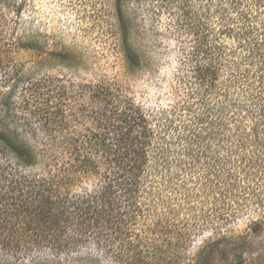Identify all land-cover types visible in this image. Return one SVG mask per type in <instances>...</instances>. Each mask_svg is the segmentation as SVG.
I'll return each mask as SVG.
<instances>
[{"label": "rangeland", "instance_id": "rangeland-1", "mask_svg": "<svg viewBox=\"0 0 264 264\" xmlns=\"http://www.w3.org/2000/svg\"><path fill=\"white\" fill-rule=\"evenodd\" d=\"M24 1L23 25L45 49L32 53L9 45L6 39L22 30L3 29L1 17L10 20L14 11L0 3V134L26 145L36 162L24 165L0 140V264H264V209L254 206L232 221L200 229L194 216L211 221L210 215L223 211L220 201L190 199L180 226L169 208L170 217L163 218L166 206L155 216L116 223L115 231L111 222H104L111 228L106 231L96 224V215L82 214L87 205L102 201L86 194L111 178L102 151H85L82 144L89 138L107 144L117 125L116 106L146 112L171 102L179 44L164 32L166 15L148 13L144 0L128 3L139 27L133 39L141 54L139 65L131 68L109 27L114 0ZM85 155L92 166L77 170ZM104 195L107 209L123 210L120 191L110 188ZM185 224L195 231L187 238Z\"/></svg>", "mask_w": 264, "mask_h": 264}, {"label": "trees", "instance_id": "trees-1", "mask_svg": "<svg viewBox=\"0 0 264 264\" xmlns=\"http://www.w3.org/2000/svg\"><path fill=\"white\" fill-rule=\"evenodd\" d=\"M114 2L113 24L109 27L125 65L134 68L141 56L133 39L139 27L133 24L134 17L129 15L132 10L126 5L141 4V0ZM144 2L148 13L166 15L164 32L174 35L179 44V67L170 89L172 100L164 108L152 107L146 112L139 107L123 111L116 106L113 120L117 125L107 144L104 140L93 143L83 136L90 141H85L81 149L96 147L102 151L111 178H106L105 187L86 194L87 198L102 201L87 205L82 214L96 215V224L106 231L111 228L104 227V222H111L115 231L116 223L155 216L152 213L160 206H166L162 214L166 221L172 211L179 222L181 210L190 199L220 201L223 205V211L210 215L213 218L209 222L194 216L200 224L196 229L232 221L248 206L263 210L264 0ZM0 3L5 8L13 6L14 11L10 20L1 17L3 29L13 26L12 33L22 30L17 38L10 35L6 39L9 45L26 52H43L45 43L23 25L27 23L21 13L25 1ZM153 121L158 127L152 125ZM0 140L21 163L35 164L36 157L26 145L5 133L0 134ZM88 160L85 155L77 170L88 171L92 166ZM5 171L3 168L1 172ZM110 188L123 196V210L102 205L104 192ZM183 227L187 238L194 230L186 224ZM117 230L121 228L117 226ZM212 230L220 235L215 228ZM184 245L181 243L182 248Z\"/></svg>", "mask_w": 264, "mask_h": 264}]
</instances>
